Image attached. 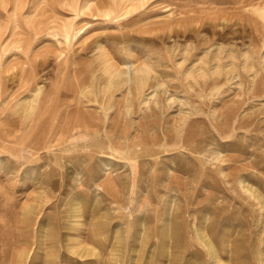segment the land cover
Wrapping results in <instances>:
<instances>
[{
    "label": "rangeland",
    "instance_id": "rangeland-1",
    "mask_svg": "<svg viewBox=\"0 0 264 264\" xmlns=\"http://www.w3.org/2000/svg\"><path fill=\"white\" fill-rule=\"evenodd\" d=\"M263 6L0 0V264H264Z\"/></svg>",
    "mask_w": 264,
    "mask_h": 264
},
{
    "label": "bare ground",
    "instance_id": "bare-ground-1",
    "mask_svg": "<svg viewBox=\"0 0 264 264\" xmlns=\"http://www.w3.org/2000/svg\"><path fill=\"white\" fill-rule=\"evenodd\" d=\"M262 11L264 12V6H263V10H261V12H262ZM263 12H262L261 14H263ZM166 222H167V221H166ZM166 222H165V223H166ZM168 224H169V223H168ZM168 224H166V226H167ZM166 226H165V227H166ZM199 234H200V233H199ZM200 238H201V237H200ZM202 239H203V238H202ZM203 242H204V241H203ZM206 243H207V242H206ZM207 244H208V243H207Z\"/></svg>",
    "mask_w": 264,
    "mask_h": 264
}]
</instances>
